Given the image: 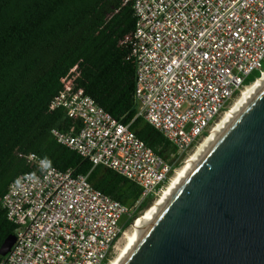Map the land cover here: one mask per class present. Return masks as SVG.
Returning a JSON list of instances; mask_svg holds the SVG:
<instances>
[{"label":"built area","instance_id":"1","mask_svg":"<svg viewBox=\"0 0 264 264\" xmlns=\"http://www.w3.org/2000/svg\"><path fill=\"white\" fill-rule=\"evenodd\" d=\"M128 1L135 26L121 42L135 66L136 116L171 142L175 160L155 153L130 123L77 87L81 69L74 65L60 78L49 111L63 108L82 127L52 129V141L133 181L141 196L128 207L94 188L87 175L53 165L45 148L18 152L29 170L0 200L15 226V241L0 264H108L141 203L163 191L176 162L210 132L246 78L254 71L255 80L264 75V0Z\"/></svg>","mask_w":264,"mask_h":264},{"label":"trees","instance_id":"2","mask_svg":"<svg viewBox=\"0 0 264 264\" xmlns=\"http://www.w3.org/2000/svg\"><path fill=\"white\" fill-rule=\"evenodd\" d=\"M135 20L131 2L124 0H0V200L10 182L29 170L17 153L44 148L53 165L87 175L94 188L120 203L132 207L140 198L142 189L133 181L110 168L93 166L51 139L52 129L67 132L72 127L77 132L82 127L63 108L49 111L60 78L74 65L81 69L77 87L112 117L130 123L155 153L175 160L171 142L136 116L135 66L128 59V46L121 42ZM255 72L245 84L259 77L257 72L252 78ZM153 199L147 196L125 225ZM14 228L0 205V247Z\"/></svg>","mask_w":264,"mask_h":264},{"label":"water","instance_id":"3","mask_svg":"<svg viewBox=\"0 0 264 264\" xmlns=\"http://www.w3.org/2000/svg\"><path fill=\"white\" fill-rule=\"evenodd\" d=\"M14 241V234L5 239L0 256ZM119 264H264V76Z\"/></svg>","mask_w":264,"mask_h":264},{"label":"bare ground","instance_id":"4","mask_svg":"<svg viewBox=\"0 0 264 264\" xmlns=\"http://www.w3.org/2000/svg\"><path fill=\"white\" fill-rule=\"evenodd\" d=\"M264 76V75H263ZM262 76V77H263ZM261 77V78H262ZM257 79L253 81L251 84L244 87L240 94L235 98L234 102L230 105L229 109L225 110V112L221 115L218 121L214 124L213 128L210 132L203 137V139L198 143L194 151L188 156L186 162L181 168L175 171L174 176L170 179L167 186L163 189V191L156 198L154 203L146 209V211L137 218L136 223L132 227L130 232H126L124 235V241L117 248L116 255L109 260L108 264H119L124 255L127 253L133 242L136 240L140 232L143 230L149 219L152 217L156 209L159 207L163 199L167 196V194L171 191V189L176 185V183L180 180V178L184 175V173L189 169V167L193 164V162L197 159V157L201 154V152L205 149L211 139L215 136L224 122L228 119L231 113L235 110V108L239 105V103L244 99V97L249 93V91L258 83L261 79Z\"/></svg>","mask_w":264,"mask_h":264},{"label":"rangeland","instance_id":"5","mask_svg":"<svg viewBox=\"0 0 264 264\" xmlns=\"http://www.w3.org/2000/svg\"><path fill=\"white\" fill-rule=\"evenodd\" d=\"M263 69H264V62H263ZM256 75H258L257 72H255V74L252 75V78L255 77ZM250 78H251V77H250ZM250 78H249V79H250ZM237 96H238V95H237ZM237 96H236V97H237ZM236 97H235V98H236ZM235 98H234V100H235ZM234 100H232V101L230 102L229 106L234 102ZM227 109H229V107H227L226 110H227ZM219 118H220V117H219ZM219 118H218V119H219ZM218 119L215 121V123L218 121ZM213 126H214V124H213ZM200 141H201V140H200ZM197 145H198V144H197ZM195 148H196V147H195ZM195 148H194V149H195ZM194 149L191 151V153L194 151ZM191 153H190V154H191ZM190 154H189L188 156H190ZM188 156H186V159L188 158ZM185 162H186V160L183 161V162H180L179 166L176 168V171H177V169L181 168V166H183V165L185 164ZM174 174H175V172L173 173L172 177L174 176ZM172 177H171V178H172ZM166 186H167V185H166ZM158 196H159V195H158ZM158 196H157V197H158ZM157 197H156V198H157ZM156 198L153 199V201H152V203L150 204V206L154 203V201L156 200ZM150 206H149V207H150ZM149 207H148V208H149ZM148 208H147V209H148ZM145 211H146V209H145ZM145 211H144V212H145ZM144 212H143V213H144ZM143 213H141V215H142ZM141 215H140V216H141ZM140 216H139V217H140ZM136 221H137V219H136L134 222H132L133 224H132V223L129 224V226H128L126 232H130V231H131V229H132V227L134 226V224L136 223ZM123 238H124V237H122V238L119 240L118 245H117V248H118L119 246H121V244L123 243V241H124ZM117 248H116L115 252H113L112 257H111L110 259H112V258L116 255Z\"/></svg>","mask_w":264,"mask_h":264},{"label":"clouds","instance_id":"6","mask_svg":"<svg viewBox=\"0 0 264 264\" xmlns=\"http://www.w3.org/2000/svg\"><path fill=\"white\" fill-rule=\"evenodd\" d=\"M173 173H174V172H173ZM172 175H173V174H172ZM167 184H168V183H167ZM167 184H166V185H167ZM138 217H139V216H138ZM138 217H137V218H138ZM135 220H136V219H135ZM135 220H134V221H135ZM134 221H133V222H134Z\"/></svg>","mask_w":264,"mask_h":264}]
</instances>
